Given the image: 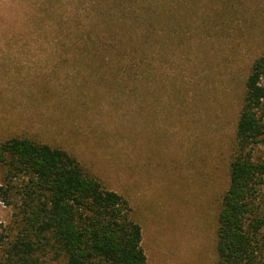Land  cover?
<instances>
[{"label":"rangeland","instance_id":"rangeland-1","mask_svg":"<svg viewBox=\"0 0 264 264\" xmlns=\"http://www.w3.org/2000/svg\"><path fill=\"white\" fill-rule=\"evenodd\" d=\"M148 33L132 79L120 50ZM263 52L264 0H0V143L64 150L124 196L147 264H217L246 81ZM11 199L0 192V262L21 228Z\"/></svg>","mask_w":264,"mask_h":264},{"label":"trees","instance_id":"trees-1","mask_svg":"<svg viewBox=\"0 0 264 264\" xmlns=\"http://www.w3.org/2000/svg\"><path fill=\"white\" fill-rule=\"evenodd\" d=\"M153 41L148 33L141 44L131 37L128 47L122 46L121 56L131 59L125 68L132 79L139 75L140 47L150 52ZM262 146L264 52L246 81L230 185L218 214L217 264H264V160L254 156ZM0 165L7 184L0 187L1 195L11 205L16 190L22 215L19 233L4 249L0 264H147L143 229L130 202L87 174L75 156L14 137L0 143Z\"/></svg>","mask_w":264,"mask_h":264}]
</instances>
